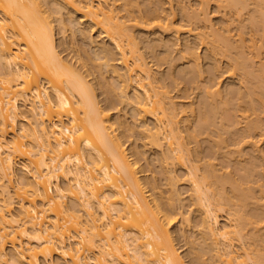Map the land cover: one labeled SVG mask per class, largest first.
I'll return each instance as SVG.
<instances>
[{"label": "bare ground", "instance_id": "6f19581e", "mask_svg": "<svg viewBox=\"0 0 264 264\" xmlns=\"http://www.w3.org/2000/svg\"><path fill=\"white\" fill-rule=\"evenodd\" d=\"M116 1L118 0H114V2H109V0H54V2L52 0H0V264H187L178 252L179 248L174 243V235L170 229L171 222L178 219L177 215H182L181 209L179 210L177 207L178 213H174L176 208H174L175 210L172 208L175 215L171 213L170 208L171 203L175 201V197H173L175 193L172 194V197L169 196L164 200L163 192L158 191V186L150 180L151 178L149 179L150 176H147L148 180H143L146 177L142 179L140 175L142 170H139L138 163L141 162V157L144 156L146 149L139 146V150L137 147L128 150L126 140L125 142L122 141L121 138H124V134L121 132L131 129L132 125L124 118L123 113L119 114V112L117 116L115 114L116 117L111 114V110L116 109L119 105H117L119 100L121 103L126 102L127 105L129 103L133 105L136 112V114L133 113L134 117L138 116L141 120V124H138L139 130H137L143 139L142 147L150 146L159 149V155L162 153L160 160H163L165 164L167 162L168 165H171L169 163L173 160L179 161L181 165L185 163L184 156L187 154V158L189 154H192L193 149L195 150L189 146L191 141L197 138L195 131L199 134L200 130L203 132L204 128L207 129L206 125L219 124L215 122L214 115L220 112L224 114V107L221 106L228 103L233 105V102L235 103L238 99L240 101L238 100V104L235 103L236 107H234L243 110L241 116L246 121L247 134L242 140L249 137L251 139L253 136L257 137L258 134L256 135V133H259L261 139L264 140V126L262 125L264 124L262 122L264 120L262 118L264 117V65L263 68L261 67L264 61H261V69H259L262 70V74L260 71L258 73L256 71L258 67H253L256 64H253L256 54L253 58V54H249V56L244 52L248 50V43L244 44L247 47L245 49L243 48L244 45H241L243 51L241 46L238 47L239 44H237L236 48L242 51L243 55L239 52L241 58L238 57L239 59L236 60L238 51L235 50V53L231 49L232 42L229 40L232 41L233 39L229 38L231 35L228 36V27L224 26L225 34L224 32L222 34L212 28L213 25L210 24L211 30H213L212 32L209 30L213 36L208 31L211 38H207L206 35V41H209L210 38L209 42L213 41L211 45H214L211 49L223 54L222 56L228 58L230 55L228 50H232L230 52L232 54L235 53L234 56L232 54V57L229 56L230 59L234 57L236 62L232 63L233 66L230 65L232 68L228 71L231 76L236 71H244V74L242 72L240 75L241 79L245 78L251 83L250 100L248 101L246 98L247 101L245 102L243 99L248 96L241 91L243 87L236 88L233 85L234 88L231 87L230 91L228 90L229 94L232 96L236 93L233 97L238 96L236 97L238 99L233 101V97L229 96L228 98L226 96V102L223 99L225 104L219 105L222 98L219 99L220 97L216 95L220 94L221 97H225L221 95L222 89L220 88L222 86L219 85L221 81L219 80L220 82L216 83L217 86H214L213 83L218 81L214 80L215 82L211 83L212 87L207 83L208 86H206L210 88L207 89L206 86L203 88V90L206 89L204 91L208 92V94L205 92L206 97L212 96L213 101V97H217L220 103L218 104L217 98L216 103L209 98L214 104L212 105V103H208L209 99L206 100L204 95L205 102L201 103L203 107L201 108V115L199 114L201 120L197 119L198 123H196L199 126H196L193 132L191 129L189 130L191 126L189 122L194 117L189 118V121L187 120L188 126L185 123L188 129L182 126L187 129L184 130L187 132L186 134L180 125L182 122L179 118L184 110L177 107V101H174L173 96L168 94L165 85L164 88L162 87L165 84V78L163 79V76L158 77V74L149 66L143 52L140 51L134 33V29L137 27H147L152 23H155L162 30L176 28L178 32L177 27L170 17L168 21L166 18L168 16L164 17L165 19L162 17L161 10L164 7L161 9L160 6L154 8L152 6L151 9L149 8L151 11L145 7L148 11H144V7L139 3L140 0L139 2L138 0H122L121 4H116ZM226 1L228 2L227 5L236 6L235 15L238 14L239 16L240 12L244 11V6L248 4V2L239 0ZM260 1H258L259 4ZM62 2L66 5L64 6ZM54 3L57 5L54 6L56 7L55 10L48 6ZM45 4L48 5L44 6ZM202 5L206 7L204 4ZM67 6L71 9L72 14L81 15L80 17L77 16V21H75L77 24L75 26H80L74 27L75 30L73 31L75 34L80 32L84 40L87 39L94 48H97L94 50V52L97 51V54L94 55L95 59L97 57V61L91 63L89 56L82 57L80 44L79 48H74L75 52L79 54H77L78 57L73 54L77 57L73 56L76 60L79 58L78 65L75 64L77 62H74L76 60L72 62L74 59L72 56L73 59H70L69 56L65 59L66 57L61 55V50L58 49L61 45L56 42L54 19H51V13L54 11L57 14L62 13L64 7L66 9L63 11L67 12ZM238 6L243 7V9L239 8L238 10ZM260 7V10L264 9L262 4ZM199 10L201 9L198 8ZM198 11L194 15V21L197 18L201 19V14L207 10H201L202 13ZM206 13L202 18L204 21L207 17ZM191 14L189 17L193 16ZM261 17L262 15L259 13V23H255L257 21L255 20V22H251V25L254 23L255 26V24L262 23L264 27V18ZM192 18L191 20L189 18L190 22L193 21ZM200 19L197 20L200 21ZM61 20L62 25L66 24L65 19ZM194 21L193 24L197 25ZM84 23L87 25L84 26ZM193 24L190 23L188 26ZM64 27H67V24ZM198 27L200 26L198 25ZM64 29L67 31L69 28ZM191 29L192 27H190ZM204 32L203 34H205ZM262 33L264 32L262 31ZM202 36L200 38L203 39L204 36ZM158 37L162 39L161 36ZM200 38L199 41L202 42ZM219 38H223V41ZM167 39H164L165 45L159 44L163 45L168 53L172 48L171 46L175 44L171 45L170 48L168 43L170 38ZM149 41L151 42V40ZM255 41H251L255 46L252 43L249 46L254 47L251 51H258L256 52L258 56V53L260 54L259 49L262 47L260 44L259 48ZM217 42L219 43L216 44ZM221 43L225 50L221 49ZM189 44L185 46L186 52L185 49L183 51L189 59L192 58L196 63L191 62L194 64L193 66H197H195L197 69H193L192 66L194 71L191 70V72L193 74L197 70H201L198 69V65L201 63L198 62L200 51L196 50L200 43L196 48L192 46L195 43ZM63 45L65 46L64 43ZM161 45L158 47L160 48ZM154 46V50L148 46L151 50L149 53L152 52V57L154 56L157 61L162 59L164 61L167 56L164 55L165 53L162 54L163 52L160 53L155 50L157 48L156 43ZM197 49L199 50L200 47ZM64 50L66 49L64 48ZM213 53L211 51V55ZM169 54L171 53L167 55ZM208 57L212 59L213 56H207L205 59H209ZM213 58L215 59V56ZM212 61L213 59L208 60V62ZM251 63L253 64L251 65L252 69L250 68ZM229 64L231 63L229 62ZM105 69L112 72L117 79L116 87L115 85L111 87L112 84L107 81L104 76ZM95 72H99L100 75L98 74L99 78L97 75L98 80L94 79L93 81L96 82L93 83L90 81L92 78L88 79V76L94 75ZM249 82L246 83L249 85ZM132 87L133 89L135 87L136 90L130 95L129 90ZM212 88L215 91H212ZM210 89L212 90L210 91ZM99 95H103L104 99H100ZM242 96L243 102H241ZM203 99L202 101H204ZM231 105L228 104L229 107ZM231 109L234 110L233 106ZM228 110L226 111L229 113ZM193 114L195 113L193 112ZM260 115L262 116L260 117ZM225 116L226 114L222 118H226ZM186 117L188 116L186 115ZM186 117L185 119H187ZM148 118L152 119L153 122H148ZM116 124L123 127L120 133L117 132ZM218 127L216 126L217 129ZM231 131L229 129L230 134ZM247 141L245 140V142ZM218 143L220 144L219 141L217 145H219ZM217 145L215 144V146ZM197 152L199 154V149L195 150V154ZM225 155L227 156V154ZM198 156L196 155V157ZM196 157L191 155V158L189 156L187 159L190 160L189 166L187 165V175L192 180L196 201L200 202V207H198L202 212H200L202 214H200V226L202 228L203 225V228H206L209 237L205 231H202V235L205 234L206 237L204 238H207L206 241L210 240V243L212 239L211 244H213L215 254H212L211 257L218 258L213 259L214 263L222 261V264H264V204L253 203L258 190L260 197L264 196V186H262L264 183L257 184L258 186L261 185L260 188H257V185H252L254 187L250 185L257 183L259 178L254 180L248 175V170L253 169L248 164L252 166L253 159L251 158V162L249 161L251 164L245 163L249 169H246L245 165L243 169L244 171L246 169L245 174L249 176V179L246 180L245 177V181L242 182L243 178H241L242 181L238 182L237 179L231 180L228 176L224 177L223 174L217 173L218 169H216L215 162L206 164L208 169L202 167L203 173L199 174L201 165L198 163L199 160H195V162L193 158L199 159L200 156ZM254 158L260 161L261 156H254ZM165 164L163 165L164 168ZM175 164L172 162V165L175 166ZM259 165L257 164L256 167ZM174 172H172V176ZM171 175L169 174L168 180L173 178ZM262 177L264 179V175ZM250 179L252 180L250 181ZM262 182L260 180V183ZM148 185H152V188L149 187L152 191L147 189ZM172 185L174 186V184ZM54 187L56 192L52 195L49 189L54 190ZM252 188L254 192L256 190L255 196ZM179 198L181 200L180 196ZM177 200L179 201V199ZM257 201H260L258 197ZM180 206L182 208V205ZM199 209H197L198 212ZM223 211L225 221L222 223L220 216ZM179 212L181 213L179 214ZM184 217L186 219L185 214ZM185 221L187 224L190 220L187 218ZM203 228L202 230H204ZM210 247H207L208 250H213ZM201 248L205 250L203 245ZM196 250L195 248L194 252ZM196 252L195 257L201 264H213L212 261H207L209 258H204L206 254L203 256V252Z\"/></svg>", "mask_w": 264, "mask_h": 264}, {"label": "rangeland", "instance_id": "374dc122", "mask_svg": "<svg viewBox=\"0 0 264 264\" xmlns=\"http://www.w3.org/2000/svg\"><path fill=\"white\" fill-rule=\"evenodd\" d=\"M53 2H54V0H52ZM159 2V4H161V5H159L158 4V2ZM156 2H155V0L153 1V0H151V2H150V0H140V2H139V0H138V2L140 3V5L141 6H143L144 7V9H145V7H147L148 8V10H150L151 9V7L153 6V8L154 7H156V6H160V8L162 7H164L163 8V10H161V15H162V17L164 18V17H166V16H168V17H166L167 18V21H168V18L170 17L171 19V21H173L172 23L175 25V27H177V29H178V32H177V30H176V28L174 29V28H172V29H165V30H162V28L160 29V27L159 26H157L155 23H152L151 25H149V26H147V27H137L136 29H134V33H135V37H137V40H138V46H139V48H140V51H141V53L143 52V56L145 57V59L147 60V62H148V64H149V66L158 74V77L159 76H163V79H164V83L165 84H163V86H162V83H160L161 84V86L164 88V85H165V88L167 89L166 91H168V94L169 95H171V96H173V98H174V101H177V103H178V105H177V107H180V108H182L183 110H184V112L183 113H181V115L179 116V118H181L180 119V122H182V123H180V125H181V127L182 126H185V128H187L188 129V127H186V124L185 123H187V126H188V122H187V120L190 118H193V119H191V121L189 122V123H191V124H189V125H191L190 126V128H189V130L191 129V131L193 132V131H195V128H196V126H199L198 124H196V123H198V120L197 119H199V120H201L200 118V116H199V114L201 113V108L203 107L202 105H201V103L203 104V102H205V99H203V97H204V95L207 93L208 94V92H206V91H204V90H206V89H204L203 90V88L207 85V83H208V85L209 86H211V83L212 82H215L216 80H218V81H216L215 83H213L214 84V86H217V82H220L221 81V84H219L220 85V87L222 86V88H220V89H222V91L224 92H222L221 90V95L222 96H225V97H221L220 96V94L219 95H216V96H218V97H220L219 99H221L222 101H221V103H220V100L217 98V97H213V99H214V101L211 99L212 98V96L210 97L209 96V98L214 102V103H216V98H217V100H218V104L219 105H223V104H225L224 103V100L225 99H227V97L229 98V96L231 95V94H229L230 92V90L229 89H231V87L232 88H234V86L237 88H239V86H241V91L242 92H244V93H246V95H250V89H251V87H250V82L248 81V80H246L244 77V79H241L242 77H241V73L243 72V74H244V71H242L241 72V70L239 69V68H237V69H239L240 71H236V73L234 74V75H230L231 73L228 71V70H230L232 67L230 66V65H232V63L235 61V58L233 57V58H229V56H231V54L232 53H230L231 51L230 50H228V53L230 54L229 56H228V58H227V56H222L223 54H221V53H219V52H217V51H213V49H211V47L213 48V46L211 45V43L213 42H209L211 39V36H209L210 34L212 35V33H210V30H211V25L210 24H212L213 26H212V28H215L216 30H218V32L219 33H222L223 34V32H224V34H225V30H224V28L226 27L227 29H229V35L226 33V36L228 35V36H232V38H231V36L229 37L230 39H233L232 41L231 40H229V38L228 37H226V38H228V40L230 41V42H232L231 43V49H233V51L236 53V51H238L237 52V55H236V60H237V58L239 57V58H241V56L239 55V52H241L240 54H242V51H243V49H242V47L243 46H241L242 44L244 45V44H247L248 46V50H245L244 52L245 53H247L248 55L250 54H253V58H254V54H256V56H255V58H254V60L255 61H253V58L251 59L252 61H253V64L254 63H256V64H254V66L253 67H255V68H257L258 67V69L256 70L255 68H254V70H256L257 72L258 71H260L259 69H261V67L263 68V65L264 64H261L263 61H264V33H262V31L264 32V27H263V24L261 25V24H255V26H254V23H253V25H251V22H255V20H257L255 23H259L258 22V14L260 13V15H262V17L264 18V13L262 14V12L264 11V9H262V10H260V6H261V4H262V8H264V5H263V1L264 0H258V1H260V4H259V2L257 1V0H239V1H241V2H248V4H246L245 6H244V9H243V7H240V6H238V10H239V8L241 9H243L244 11H242V10H240V11H242V12H240V16L238 15H235V11H236V6L233 8L232 7V5L231 4H228L227 5V1L225 0H223V3H222V0H209L210 2H208L207 0H157ZM161 1V2H160ZM208 3H206V2ZM256 1V2H255ZM53 2H51V3H53ZM109 2H114V0H109ZM121 2H122V0L120 1V0H118V1H116V4H121ZM150 2V3H149ZM156 3V5H155V3ZM201 2H203V3H201ZM206 4H205V3ZM62 3H64V2H62ZM201 3V4H200ZM255 3V4H254ZM257 3V4H256ZM149 4H152V5H149ZM202 4H204L206 7H204ZM259 4V5H258ZM46 5H48V4H45L44 6H46ZM52 5V6H51ZM56 4L54 3V4H50V5H48V6H50V8L51 7H53L54 8V10H55V8L56 7H54ZM66 4L64 3V6H65ZM201 5H202V7H201ZM229 5H230V7H229ZM256 5H258V6H256ZM47 6V7H48ZM57 6V5H56ZM140 6V8H142ZM200 6V7H199ZM256 6V7H255ZM46 7V8H47ZM186 7V8H185ZM49 7H48V9H50ZM53 8H51V9H53ZM150 8V9H149ZM182 8H184V9H182ZM197 8V9H196ZM198 8H200L202 11L203 10H207V11H203L204 13H202V11L201 10H199L198 11ZM203 8V9H202ZM255 8L259 11H255ZM259 8V9H258ZM50 9V10H51ZM66 9V7H64V9L63 10H65ZM182 9V10H181ZM188 9H189V11H188ZM194 9H195V12H193L194 11ZM62 10V13H58L57 14V12L55 13V11L53 12V13H51V19L53 20V24H54V26H55V37H56V42H57V44L59 45H61V46H59V51L62 53L61 55L65 58V59H67V56H69L70 57V59H73L74 57H78V53H76L75 52V50H74V48H77L78 46H79V44H80V49L82 48V50H80V52L82 53V57H84V58H86V56H89L90 57V62L92 63L93 61H97V57H96V59H95V56L94 55H96L97 53V51H95L94 52V50H96L97 48H94V46H92V44H90V42H88V40L87 39H83L82 38V36H81V34H80V32H76V34H75V31H73V30H75V28L74 27H76V28H78L79 26H75V25H77L76 23H75V21H77V16H81L80 14H78V13H71V9L67 6V12L66 11H63ZM70 10V11H69ZM147 9H145L144 11H146ZM147 10V11H148ZM184 10V12H182ZM192 12H191V11ZM200 12V13H202L201 15V19L202 18H204V14L206 13V15H207V17H206V19H205V21L206 20H208V17H209V20L207 21V22H205L203 19L201 20L200 18H197V19H200V21L202 22H200L199 20H197L196 19V21H194L193 19H195V13L197 12ZM144 11H143V8H142V12L144 13ZM151 11V10H150ZM188 11V12H187ZM254 11V12H253ZM52 12V11H51ZM70 12V13H69ZM122 12V11H121ZM190 12V13H189ZM145 13H147V12H145ZM184 13H185V15H186V18H185V15H184ZM193 14V16H191V17H189L190 15L189 14ZM242 13V14H241ZM256 13H258V14H256ZM60 14V15H59ZM64 14V15H63ZM120 14H122L123 15V13H120ZM125 14V13H124ZM191 14V15H192ZM254 14V15H253ZM183 15H184V18H183ZM257 16V17H254V16ZM75 17H76V19H75ZM187 17H189L190 18V20H191V18H192V20L194 21V23H196L197 25H194L193 24V21H191L190 22V20H189V18H187ZM253 17H254V19H253ZM261 17V18H262ZM73 18H74V20H73ZM259 18H260V16H259ZM61 19H65L64 21H65V23L67 24V27H64L66 24H64V25H62V20ZM165 19V18H164ZM188 19V20H187ZM61 20V21H60ZM186 20V21H185ZM254 20V21H253ZM61 22V23H60ZM185 22H188L187 24L185 23ZM191 24H193V25H191V26H188V25H190V23ZM200 22V23H199ZM185 23V24H184ZM85 25H87V23H84V26ZM181 25V26H180ZM182 25H184L185 27L186 26H188V27H186V29H185V27L184 26H182ZM198 25L201 27H198ZM206 25V26H205ZM210 25V26H209ZM69 28V29H67V31L63 28ZM81 26H83V25H81ZM178 26H179V28H180V30H179V28H178ZM195 26H197V27H195ZM207 26H209V27H207ZM225 26V27H224ZM262 26V27H261ZM71 27V28H70ZM190 27H192V29L191 30H194V31H191L190 30ZM256 27H258V28H256ZM189 30H188V29ZM197 28V29H196ZM218 28V29H217ZM259 28H262V29H259ZM65 31H64V30ZM174 29V30H173ZM183 29V30H182ZM199 29V30H198ZM202 29V30H201ZM210 29V30H209ZM176 30V31H175ZM182 30V31H181ZM213 30V29H212ZM212 30H211V32H212ZM223 30V31H222ZM258 30H260V31H258ZM174 31H175V33H174ZM197 31V32H196ZM201 31H205L204 33L205 34H203V32L201 33ZM208 31H209V33H208ZM191 32V33H190ZM192 32H193V34H192ZM200 32V33H199ZM176 33H178L177 35H176ZM197 33H199V35H196ZM262 33V34H261ZM195 34V35H194ZM203 35L202 37H203V39L202 38H200L201 37V35ZM96 35H98L97 33H96ZM175 35V36H174ZM207 35V36H206ZM158 36H161V38L163 39H160ZM169 36V37H168ZM208 38V37H210L209 38V41H206V37ZM213 36V35H212ZM200 38V40L202 39V42L201 41H199V38ZM242 37H243V39L245 40V42H244V40L242 39ZM166 38V40H168L167 38H170V42H171V44H170V42H168L169 43V47L171 46V45H173V44H175L174 46H171L170 48H171V50L168 52V53H171V54H169V55H167L168 53L166 52V48L163 46V45H161V44H159V43H162V44H164L165 45V43H166V41L164 40ZM172 38H174L173 39V41H172ZM226 38H224V40L226 39ZM246 38V39H245ZM251 38H254L255 40H251ZM176 39V41H174ZM212 39H214L213 37H212ZM219 39H222V41H223V38H219ZM242 39V40H241ZM149 40H151V42L149 41ZM154 40H156L155 42H154V44H152L153 43V41ZM161 41V42H158V41ZM204 40V41H203ZM208 40V39H207ZM250 40V41H249ZM163 41V42H162ZM189 43H191V44H189ZM192 41V42H191ZM196 41H197V43H196ZM219 41V40H218ZM222 41H219V42H222ZM226 41V40H225ZM224 41V42H225ZM228 41V42H229ZM240 41H243V42H240ZM251 41H255V43L257 44L258 43V45L257 46H259L260 44H261V47L262 48H260V46H259V52H260V54L258 53V56H257V53L256 52H258V51H251V49L252 48H254V47H251V45L249 46V44H253V42H251ZM65 42H68V43H65ZM108 42H110V41H108ZM165 42V43H164ZM176 42V43H175ZM185 42V43H184ZM206 42V43H205ZM219 42H217L216 44H218ZM224 42H223V44H224ZM229 42V43H230ZM250 42V43H249ZM62 43V44H61ZM63 43L65 44V46L63 45ZM151 43V44H150ZM155 43H156V49L155 50H157V51H159L160 53H162V54H164V55H166L165 57V60L163 61V59L162 60H159V61H157V59L156 58H154V56L152 57V52L151 53H149L151 50H154L153 48L155 47L154 45H155ZM167 43V44H168ZM184 43V44H183ZM193 43H195V44H193ZM198 43H200L199 45L200 46H198ZM204 43V44H203ZM208 43V46H206V44ZM210 43V44H209ZM67 44V45H66ZM69 44V45H68ZM72 44L74 45L73 47H72ZM150 44V45H149ZM186 44V45H185ZM192 45L193 47L195 46V48L197 47V48H199L200 47V49L198 50L197 48H196V50L199 52V63H200V65H198L199 67H198V69L200 68L201 70H197V72L195 73H193L192 74V72H191V70L192 71H194L193 69H197V68H195V66H193L194 64H196L195 62H194V60L192 59H189V57H188V55L186 56L185 55V52H186V49L187 48H185V46H187V45ZM223 44L221 43V49L223 48L224 50H225V48L223 47ZM233 44V45H232ZM237 44H239L238 45V47L239 46H241V50L242 51H239L236 47H237ZM94 45V44H93ZM161 45V47L159 48L158 46H160ZM211 45V46H210ZM235 45V46H234ZM64 46V47H63ZM67 46V47H66ZM69 46V47H68ZM148 46H150L149 48L151 49V50H149V48H148ZM153 46V47H152ZM163 46V47H162ZM167 46V45H166ZM183 46H184V48H183ZM253 46H255V44H253ZM78 47V48H79ZM235 47V48H234ZM246 47V45H244V49L245 48H247ZM64 48L66 49V50H64ZM67 48H69L68 50H67ZM163 48V49H162ZM165 48V49H164ZM167 48H168V46H167ZM211 49V51H212V55H211V51H209L210 49ZM255 48H257V47H255ZM169 49V48H168ZM183 49H185V52L183 51ZM209 49V50H208ZM162 50V51H161ZM206 50V51H205ZM236 50V51H235ZM250 50V51H249ZM256 50H258V49H256ZM85 51V52H84ZM248 51V52H247ZM182 52H184L183 54H182ZM205 52H206V54H205ZM208 52H210V53H208ZM216 52H217V54H216ZM233 52V54H235ZM251 52V53H250ZM253 52V53H252ZM95 53V54H94ZM167 53V54H166ZM67 54H69V55H67ZM73 54H76V56L75 55H73ZM78 54V55H77ZM152 54V55H151ZM209 54V55H208ZM220 54V55H219ZM232 54V56H234ZM84 55V56H83ZM92 55H93V57H92ZM183 55V56H182ZM186 57H185V56ZM206 55V56H205ZM217 55V56H216ZM219 55V56H218ZM243 55V54H242ZM249 55V56H250ZM71 56L73 57V58H71ZM168 56H169V58H168ZM201 56V57H200ZM207 57V56H215V59L212 57V59H213V61L212 62H208V60L209 61H211L212 59L210 58V57H208L209 59H205V57ZM231 56V57H232ZM76 57V58H77ZM187 59H185V58ZM238 58V59H239ZM79 59V58H78ZM78 59L76 60L75 58L72 60V62L74 61V60H76V61H74V62H77L78 61ZM167 59V60H166ZM227 60H231V61H229L231 64H229V62L227 61ZM233 60V61H232ZM250 60V62H252ZM215 61H217V62H215ZM262 61V62H261ZM79 62V61H78ZM75 63L76 65H78L79 63ZM191 62H193L192 64H191ZM214 62V63H213ZM236 62V61H235ZM211 63H213V64H211ZM216 63V64H215ZM218 64V66H219V68H217L218 66H216L215 67V65H217ZM234 64V63H233ZM252 63L250 64V68L252 69V66L251 65H253ZM260 64H261V67H260ZM214 65V66H213ZM259 65V66H258ZM194 68H193V67ZM202 68H201V67ZM233 66V65H232ZM257 66V67H256ZM119 67H121V65H119ZM197 67V66H196ZM260 67V68H259ZM190 68V69H189ZM193 68V69H192ZM212 68H215V69H212ZM184 69H185V71H184ZM189 69V70H188ZM212 69V70H211ZM253 70V71H254ZM105 71V74H104V76L107 78V81L109 82V83H111L112 84V86L111 87H113L115 84H116V81H117V79L114 77V75H113V73L112 72H109V71H107L106 69L104 70ZM188 71H190V72H188ZM196 71V70H195ZM256 71H255V73H256ZM262 71V70H261ZM260 71V72H261ZM211 72V73H210ZM238 72V73H237ZM191 73V74H190ZM259 73V72H258ZM100 75V73L99 72H95L94 73V75H95V77H94V75L93 74H91V75H89L88 76V79H91L92 78V80H90V81H93L94 79L97 81L98 80V78H99V75ZM242 74V75H243ZM261 74H262V72H261ZM97 75H98V78H97ZM212 75V76H211ZM215 75V76H214ZM93 76V77H92ZM211 76V77H210ZM101 77V76H100ZM161 78V77H160ZM214 78V79H213ZM216 78V79H215ZM210 79V80H209ZM212 79V80H211ZM232 79V80H231ZM162 80V79H161ZM215 80V81H214ZM220 80V81H219ZM244 80V81H243ZM96 81H93V83H95ZM163 81V80H162ZM249 82V85L246 83H243V82ZM228 82V85H226V83ZM234 82V83H233ZM240 82H241V85H239L240 84ZM110 84V85H111ZM212 84V85H213ZM207 85V86H208ZM234 85V86H233ZM237 85V86H236ZM246 85H248V86H246ZM117 85H115V87H116ZM206 86V88L208 89V88H210V87H207ZM227 86V87H226ZM98 87V86H97ZM96 87V88H97ZM114 87V88H115ZM212 87V86H211ZM249 87V88H248ZM186 88V89H185ZM215 89L217 88V87H214ZM117 89H119V88H117ZM213 89V88H212ZM212 89H210V91L212 90ZM248 89V90H247ZM135 87H134V89H133V87L129 90L130 91V95H132L133 94V92H135ZM165 90V89H164ZM163 90V91H164ZM170 90V91H169ZM229 90V91H228ZM116 91H118V90H116ZM203 93H202V92ZM212 91H215L214 89L212 90ZM227 91V92H226ZM249 93H247V92ZM98 92H100V90H98ZM206 92V93H205ZM212 93V92H211ZM242 94L243 96L245 95V94ZM167 94V95H168ZM229 94V95H228ZM168 95V96H169ZM234 95H236V93L235 94H232V96H230V97H233ZM245 95V96H246ZM208 96V95H207ZM227 96V97H226ZM243 96L241 97V100H242V98H243ZM245 97V98H243V99H245V102L247 101L246 100V98H248V101L250 100V96L249 97ZM205 97H206V95H205ZM236 97H238V96H235V98H234V100L233 101H235V99H238V98H236ZM99 98L100 99H104V96L103 95H99ZM208 97H206V100H208L209 99ZM202 99L204 100V101H202ZM209 99V102L208 103H212V105H214L213 104V102L211 101ZM224 99V100H223ZM239 101H240V99H238ZM238 100H236V105L238 104L237 103V101ZM211 101V102H210ZM232 101V102H233ZM244 100H242L241 102H243ZM118 102V100L116 101V103ZM225 102H226V100H225ZM223 103V104H222ZM234 102H233V105H231V103H228V104H230L231 106V108H232V106H233V108H234V110L233 109H231L229 106H228V104H225V105H223V106H221V107H224L223 109V111H225L224 112V114H222L221 112V114L224 116L225 114H226V118H222L223 116L220 114V116H219V114H217V115H214L215 116V122H218L219 124H217L216 123V125H214L213 124V126H209V124L208 125H206L207 126V129H203L202 131L203 132H200L199 131V134L195 131V133L197 134V138H196V140H193V141H191V145H189V146H192L193 148H195V150H197V149H199V154H198V152L195 154V150L193 149V152H194V154H193V152H192V154L191 155H195V157H196V155L198 156H200V158L199 159H195V158H193L194 159V161L195 160H199L198 161V163H199V165H201V169H200V171H198L199 172V174H201V173H203L202 172V169L203 168H205V169H208L207 167H208V165L210 164V162H215L216 163V169H218L216 172L217 173H219V174H223L224 175V177L225 176H228V178L230 179L231 178V180H233V179H237V180H239L238 182H241L242 180V182H244L245 181V177H246V180H248L249 179V176L253 179L254 178V180L256 179L257 180V178H258V180H257V183H255V184H253V183H251L250 185H251V187H254V186H252V185H257V184H263L264 183V179H263V173H264V170H261L262 168L264 169V166H262V165H264V161H263V158H264V140L263 139H261L262 137L259 135V133H256V135H257V137L256 136H253V137H251V139H249V138H245L244 140H242L244 137H245V135L247 134V132H246V129H245V119L241 116V111H243V110H240V109H235V107H236V105H234L235 104ZM119 104V105H118ZM130 104V103H129ZM127 105V103L126 102H124V103H121L120 102V100H119V103H117V108L116 109H112L111 110V114L114 116V117H116L118 114L117 113H119V114H122L123 116H124V118L125 119H127L128 120V122H130L131 123V129H129V130H126V132H125V130H123V127H121V126H119L118 124H116L117 125V127H118V130H117V132H119L120 133V131H124V132H121V133H123L124 134V138H121L122 139V141H124L125 142V140H126V147L128 148V150H132V148L133 147H137L138 149L137 150H139L140 148H139V146L143 149H146V151H144L145 152V154H144V156L143 155H140V156H143V157H141L142 159L140 160L141 162H139L138 163V166H139V170H142V172H140L141 174V176H142V179H143V177H146V178H144L143 180H145V179H147L148 180V177H149V179L153 182V183H156V185L158 186V188H159V190L158 191H162L161 193H162V195L163 196H165V198H163L164 200H166V198H168L169 196L170 197H172V194H177V195H173V197H175V203L173 202V203H171V208L168 206V208H170L171 209V211H172V208L174 209V208H178L179 210L181 209V212H182V215L180 214L181 212H179V216L177 215V218L178 219H176L175 221H172L171 222V226H170V229H171V231H172V234L174 235V243H175V245H176V247L177 248H179V250H178V252L181 254V256H182V258H183V260L185 261V263H187V264H201V262L200 261H198L197 259H196V257H195V255L197 254V252L196 251H199V252H203V251H205V250H208V248L210 247L209 245L212 243V239H211V243H210V240L209 241H206L207 240V238L205 239L204 237H206L205 236V234H203L202 235V231H205V233H206V228L204 229L203 228V225H202V228L204 229V230H202V228H201V226H200V222H201V210L198 208V207H200V202L198 201H196L197 199H196V196L194 195V193H195V191H194V193H193V186H192V180H191V178L187 175V168H188V163L190 162V160L188 161L187 159L189 158V156H190V158H191V155L189 154L188 155V157L186 158V156H187V154H186V156H184V159H186V161L184 160V162L185 163H183L182 165H181V163L179 162V161H171L170 162V160H169V164H171V165H168L167 164V162H166V164L165 163H163V160H160V158H161V154L159 155V153H160V150L159 149H156L155 147H150V146H148V147H142V137L140 136L141 134H140V132L138 133V130H139V128H138V126L141 124V120L139 119V117L138 116H136L138 119H139V121H138V119L136 118V117H134V108H133V105ZM217 104V105H218ZM216 105V104H215ZM227 107V109H229L228 111H229V113L226 111L227 109H226V107ZM235 106V107H234ZM229 107V108H228ZM238 107V106H237ZM231 109V110H230ZM199 110H200V112H199ZM195 113V114H193L192 115V113L193 112ZM228 113V114H227ZM115 114H116V116H115ZM135 114H136V112H135ZM186 115L188 116V117H186ZM190 115H192V117H189ZM195 115V116H194ZM201 115V114H200ZM199 116V117H198ZM213 116V117H214ZM218 116V117H217ZM262 115H260V117H261ZM264 116V115H263ZM185 117L187 118V119H185ZM221 117V118H220ZM252 117H253V115H252ZM184 118V119H183ZM263 119H264V117H262ZM218 119V120H217ZM261 119V118H260ZM136 120V121H135ZM184 120H186V121H184ZM189 121V120H188ZM197 121V122H196ZM148 122H150V123H152L153 121H152V119H150V118H148ZM215 122H213V123H215ZM220 122L222 123L221 125H220ZM262 122H264V120H262ZM139 124V125H138ZM224 124V125H223ZM263 126H264V124H262ZM216 126L218 127V129L216 128ZM183 128V127H182ZM181 128V129H182ZM221 128V129H220ZM264 128V127H263ZM138 129V130H137ZM187 129H184L183 128V131L184 130H187ZM202 129V128H201ZM217 129V130H216ZM229 129H230V131L233 129V131H231V134L229 133ZM197 130H199V128H197ZM236 132V133H232V132ZM185 132V131H184ZM260 132V131H259ZM186 134H187V132H185ZM184 133V134H185ZM185 134V135H186ZM232 134H234V136H232ZM256 137V138H255ZM145 140V139H144ZM245 140H248L247 142H245ZM215 141H219L220 142V144L219 145H217V142H215ZM253 141H255V142H253ZM253 142V143H252ZM217 145V146H215V144ZM255 143V144H254ZM150 148V149H149ZM157 151H156V150ZM257 149V150H256ZM255 150V151H254ZM258 151V152H257ZM259 151H260V154H259ZM225 155V154H227V156L225 155V156H223V155ZM256 154H258V155H256ZM251 155H253L252 157H251ZM263 155V156H262ZM198 156V157H199ZM254 156H256V157H260L261 156V158H260V161L259 160H256L257 158H254ZM194 157V156H193ZM198 157H196V158H198ZM201 157H202V159H201ZM263 157V158H262ZM251 158L253 159V163L251 164L250 162H251ZM200 159H201V162H200ZM259 159V158H258ZM161 161H162V163H161ZM250 161V162H249ZM254 161H256L255 163H256V165L257 164H260L258 167H256V165H253V164H255L254 163ZM172 162H174V163H176L175 164V166L174 165H172ZM196 162V161H195ZM194 162V165L196 164ZM248 162L253 166H250L249 164H248ZM259 162V163H258ZM187 163V164H186ZM211 163V164H212ZM215 163L213 164V166L215 165ZM245 163L246 164H248V166L252 169V170H250L249 169V167H247V165H245ZM165 164V168L163 167V165ZM191 164V163H190ZM193 164V163H192ZM206 164H208L207 166H206ZM188 165V166H187ZM203 165V166H202ZM244 165H245V168L247 169H249L248 170V175L247 174H245V172H247L246 171V169H245V171L243 170L244 169ZM166 166H168L167 168H168V170L166 169ZM185 166H187V167H185ZM204 166H206V167H204ZM171 167V168H170ZM203 167V168H202ZM164 168V169H163ZM210 168V167H209ZM214 168V167H213ZM255 168H256V170H255ZM166 169V170H165ZM175 169V170H174ZM204 169V170H205ZM174 172L173 173V176L171 175L172 174V172ZM203 170V171H204ZM258 170V171H257ZM168 171V172H167ZM169 172H171V173H169ZM244 172V173H243ZM261 172V173H260ZM171 175V178L172 179H170V180H172V181H170V180H168L169 178H168V176H169V174ZM175 174V175H174ZM177 175V176H176ZM262 175V176H261ZM148 176V177H147ZM248 176V177H247ZM170 177V176H169ZM176 180H175V179ZM239 178V179H238ZM241 178H243L242 180H241ZM261 178V179H260ZM252 179H250V181L252 180ZM263 179V180H262ZM237 180H234V181H237ZM241 180V181H240ZM260 180H261V182L262 183H260ZM170 181V182H169ZM169 182V183H168ZM171 184V185H170ZM172 184H174V186L172 185ZM151 186V188H152V185H148V188L147 189H150L151 190V188H149ZM156 186V187H157ZM170 186H173V187H171L170 188ZM259 186H261V185H259ZM258 185H257V188H260ZM262 186H264V185H262ZM256 188V187H255ZM256 188V190H258ZM171 189V190H170ZM172 189H174V190H172ZM178 191V193H177V191ZM256 190H255V192H256ZM152 191V190H151ZM150 191V192H151ZM170 191H172V192H170ZM174 191V192H173ZM49 192H50V194H55V192H56V189H55V187H54V190H52V189H49ZM252 192L254 193V196H255V192L253 191V188H252ZM171 193V194H170ZM179 194V195H178ZM193 195H194V197H193ZM261 195H262V192H261ZM162 196V197H163ZM179 196L181 197V200H180V198H179ZM256 196L258 197V199L260 200V201H257V197H256V199H255V201H253V199L251 200V202L253 201V203L254 202H257V204H258V202H260L261 203V205H262V203L264 204V196L262 195L261 197H260V191L258 190V192H256ZM263 197V198H262ZM255 198V197H254ZM261 198V199H260ZM177 199H179V201H180V203H179V201L177 200ZM177 200V201H176ZM252 203V205L253 206H255V204H253ZM260 203H259V206H260ZM178 205V206H173V205ZM182 205V208H181V206L180 205ZM199 204V205H198ZM180 207V208H179ZM177 208H176V212H174V210L171 212L170 211V209H169V213L171 212L172 214H176V213H178V211L179 210H177ZM197 209H199L200 211L198 212V210ZM174 212V213H173ZM183 212H184V214L186 215V219L188 218L190 221L186 224V219H185V217H184V214H183ZM201 212V213H200ZM170 213V214H171ZM174 214V215H175ZM201 214V215H200ZM223 214H225L224 213V211L223 212H221V216H220V220H221V222L223 223L224 221H225V219H224V217H225V215H223ZM223 215V216H222ZM183 217H184V221H185V223H184V221H183ZM222 217V218H221ZM221 223V224H222ZM173 224V225H172ZM178 228V229H177ZM181 228V229H180ZM184 228V229H183ZM186 228V229H185ZM176 230H177V233H176ZM182 230V231H181ZM180 231V232H179ZM184 231V232H183ZM174 232V233H173ZM182 232H183V234H182ZM185 233V234H184ZM181 234V235H180ZM176 235H178V236H176ZM179 235H180V237H179ZM206 235H207V233H206ZM208 237H209V235H207ZM202 245H203V248L205 249V250H202ZM213 244H211V249H213V250H211V251H206V252H203L202 253V255L203 256H205V254H206V257H204V258H209L207 261H212L213 262V264H222V261L221 262H219L218 263V261H217V263H214V261H213V259L214 260H216V259H218V258H212L211 257V255L213 254H215L213 251H214V248H213V246H212ZM200 246V247H199ZM208 247V248H207ZM192 248H194V250H195V248L197 249L195 252H194V250H192ZM207 248V249H206ZM194 252V253H193ZM215 252H216V250H215ZM196 253V254H195ZM217 253V252H216ZM193 254V255H192ZM212 255V256H213ZM202 257V256H201ZM195 260H194V259ZM216 262V261H215Z\"/></svg>", "mask_w": 264, "mask_h": 264}]
</instances>
